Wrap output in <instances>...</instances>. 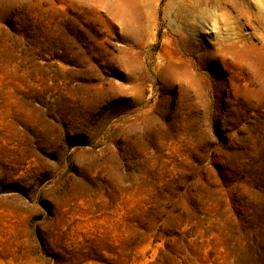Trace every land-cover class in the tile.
I'll return each instance as SVG.
<instances>
[{
	"label": "rangeland",
	"instance_id": "rangeland-1",
	"mask_svg": "<svg viewBox=\"0 0 264 264\" xmlns=\"http://www.w3.org/2000/svg\"><path fill=\"white\" fill-rule=\"evenodd\" d=\"M0 264H264V0H0Z\"/></svg>",
	"mask_w": 264,
	"mask_h": 264
}]
</instances>
